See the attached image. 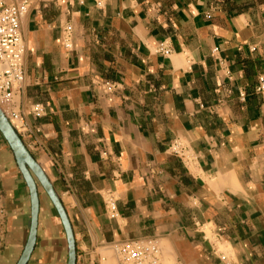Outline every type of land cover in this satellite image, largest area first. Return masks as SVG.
<instances>
[{
	"label": "crops",
	"instance_id": "1",
	"mask_svg": "<svg viewBox=\"0 0 264 264\" xmlns=\"http://www.w3.org/2000/svg\"><path fill=\"white\" fill-rule=\"evenodd\" d=\"M30 2L25 81L10 106L66 210L76 264H119L117 244L146 238L161 264H225L222 254L264 264V0ZM163 41L170 55L158 52ZM176 139L192 163L168 151ZM0 193V264H18L32 200L1 132ZM39 199L27 264H68L64 225L41 186Z\"/></svg>",
	"mask_w": 264,
	"mask_h": 264
},
{
	"label": "built area",
	"instance_id": "2",
	"mask_svg": "<svg viewBox=\"0 0 264 264\" xmlns=\"http://www.w3.org/2000/svg\"><path fill=\"white\" fill-rule=\"evenodd\" d=\"M97 6L103 7L107 0H92ZM32 3L30 0L7 2L0 0V107L11 122L16 131L23 130V115L10 106L17 92L21 91L25 81V56L26 42L22 33V19L28 14ZM72 25H67L62 36L63 45L71 49ZM157 50L164 55L172 53V47L168 41L161 42ZM218 48L214 49L217 52ZM103 86L107 90L116 88L114 83L105 82ZM256 90L264 92V74L259 76ZM30 113L34 117L44 114V107L37 103L31 107ZM18 133V132H17ZM168 151L176 155L186 163H192L195 155L190 147L180 139L174 140ZM0 193V216H4L5 209L1 203ZM107 215L110 219L119 216L117 201L113 194L106 197ZM119 264H161L160 246L156 239L146 238L119 243L115 246ZM225 264H240L232 262L225 254L220 256Z\"/></svg>",
	"mask_w": 264,
	"mask_h": 264
},
{
	"label": "water",
	"instance_id": "3",
	"mask_svg": "<svg viewBox=\"0 0 264 264\" xmlns=\"http://www.w3.org/2000/svg\"><path fill=\"white\" fill-rule=\"evenodd\" d=\"M0 132L14 152L18 167L29 187L32 200V225L29 239L18 264H27L35 247L40 211L39 186H41L54 204L64 225L69 243V262L76 264V242L72 225L69 221L62 201L55 191L44 170L30 153L23 140L12 126L11 122L0 108Z\"/></svg>",
	"mask_w": 264,
	"mask_h": 264
},
{
	"label": "bare ground",
	"instance_id": "4",
	"mask_svg": "<svg viewBox=\"0 0 264 264\" xmlns=\"http://www.w3.org/2000/svg\"><path fill=\"white\" fill-rule=\"evenodd\" d=\"M1 108V107H0Z\"/></svg>",
	"mask_w": 264,
	"mask_h": 264
}]
</instances>
